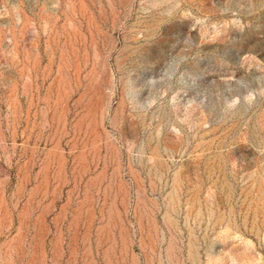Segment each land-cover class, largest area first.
<instances>
[{
	"label": "rangeland",
	"instance_id": "1",
	"mask_svg": "<svg viewBox=\"0 0 264 264\" xmlns=\"http://www.w3.org/2000/svg\"><path fill=\"white\" fill-rule=\"evenodd\" d=\"M0 264H264V0H0Z\"/></svg>",
	"mask_w": 264,
	"mask_h": 264
}]
</instances>
